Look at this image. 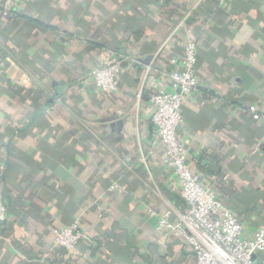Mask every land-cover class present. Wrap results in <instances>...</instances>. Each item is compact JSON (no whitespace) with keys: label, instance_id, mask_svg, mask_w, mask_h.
Returning a JSON list of instances; mask_svg holds the SVG:
<instances>
[{"label":"crops","instance_id":"1","mask_svg":"<svg viewBox=\"0 0 264 264\" xmlns=\"http://www.w3.org/2000/svg\"><path fill=\"white\" fill-rule=\"evenodd\" d=\"M184 15L196 78L219 98L185 97L177 137L242 236L264 226V123L247 110L264 116V0H20L8 15L0 0V264H196L155 230L187 203L161 147L148 153L149 96L171 90L181 43L166 38ZM114 57L118 87L98 93L92 73ZM75 221L73 250L54 247Z\"/></svg>","mask_w":264,"mask_h":264},{"label":"built area","instance_id":"2","mask_svg":"<svg viewBox=\"0 0 264 264\" xmlns=\"http://www.w3.org/2000/svg\"><path fill=\"white\" fill-rule=\"evenodd\" d=\"M19 2L1 0L2 14L8 15ZM187 16L179 19L166 38V41L178 38L181 43V53H174L170 58L173 69L164 73L170 80L171 90H165L155 83L149 96L153 135L148 150L151 154L156 146L161 147L165 163L171 168L178 192L187 207L176 221L171 220L168 211L159 213L155 230L161 235L164 233L163 236L170 233L182 239L192 251L196 264H264V226L258 229L252 239L242 236V224L237 214L216 198L212 188L200 183L198 173L192 170L187 161L186 145L176 134L182 121L180 108L185 97L205 94L213 103L219 98L217 91L203 89L196 78L198 46L185 27ZM121 71L122 60L115 57L96 68L92 73L96 92L115 91ZM247 110L254 120L264 123V116L254 105H248ZM117 188L116 183L109 186V190ZM5 209L0 199V239L3 238L1 224L5 219ZM81 237L75 221L57 230L51 241L54 247L71 252ZM256 252L262 253L258 263L252 259Z\"/></svg>","mask_w":264,"mask_h":264},{"label":"trees","instance_id":"3","mask_svg":"<svg viewBox=\"0 0 264 264\" xmlns=\"http://www.w3.org/2000/svg\"><path fill=\"white\" fill-rule=\"evenodd\" d=\"M5 206V205H4ZM233 211H234V209L233 208H231ZM235 212V211H234ZM236 213V212H235ZM3 223V222H2ZM2 225V224H1Z\"/></svg>","mask_w":264,"mask_h":264},{"label":"water","instance_id":"4","mask_svg":"<svg viewBox=\"0 0 264 264\" xmlns=\"http://www.w3.org/2000/svg\"><path fill=\"white\" fill-rule=\"evenodd\" d=\"M117 124H119V125H120V124H121V122H118Z\"/></svg>","mask_w":264,"mask_h":264}]
</instances>
